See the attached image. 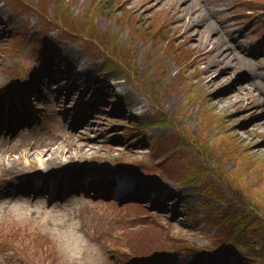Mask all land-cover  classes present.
<instances>
[{
	"label": "rangeland",
	"instance_id": "1",
	"mask_svg": "<svg viewBox=\"0 0 264 264\" xmlns=\"http://www.w3.org/2000/svg\"><path fill=\"white\" fill-rule=\"evenodd\" d=\"M192 1L204 18L186 19L191 14L181 0H0V87L16 80L2 96L21 92L25 108L31 96L44 108V114L40 108L26 109L21 118L16 114L13 127L0 133V180L17 174L2 190L11 196L47 194L52 201L83 194L92 204L86 211L96 222L107 264L157 247L172 249L169 264L244 261L249 247L230 255L202 251L229 245L213 223L226 199L235 212L233 231L261 248L252 246L258 253L254 264H264V214L253 202L264 205V127L250 130L262 119L256 115L264 118V104L257 106L264 99V0ZM50 25L54 30L48 32ZM46 27L55 46L40 34ZM34 32L43 38L42 48L31 40ZM245 42L250 52L240 58L233 50ZM204 44L214 51L207 73L195 48ZM104 61L114 66L105 70ZM250 105L256 106L252 115ZM133 110L141 115L132 116ZM48 148L57 150L53 163L23 158ZM60 148L66 156L58 155ZM117 171L134 172L126 173L137 179L138 193L117 201L100 191L103 180L84 181ZM204 184L214 202L205 204L204 195L193 190ZM152 198L164 199L161 209ZM191 248L201 249L202 258L186 260ZM0 256L5 264L59 261L48 237L3 219Z\"/></svg>",
	"mask_w": 264,
	"mask_h": 264
},
{
	"label": "clouds",
	"instance_id": "2",
	"mask_svg": "<svg viewBox=\"0 0 264 264\" xmlns=\"http://www.w3.org/2000/svg\"><path fill=\"white\" fill-rule=\"evenodd\" d=\"M90 207L91 202L83 194L52 201L47 194L21 193L0 197V219L28 226L48 237L59 257L58 264H107L96 222L86 211ZM0 264H5L3 256Z\"/></svg>",
	"mask_w": 264,
	"mask_h": 264
},
{
	"label": "bare ground",
	"instance_id": "3",
	"mask_svg": "<svg viewBox=\"0 0 264 264\" xmlns=\"http://www.w3.org/2000/svg\"><path fill=\"white\" fill-rule=\"evenodd\" d=\"M182 2H183V7H182V9H183V11L185 12V11H190V14L191 15H189L188 16V18H186V19H188V20H190L191 18H192V15H193V17L195 18L196 16H197V14H200V17L202 16L203 17V14H201V13H199V11H200V7L198 8L194 3H193V1L192 0H181ZM194 13V14H193ZM169 18L172 20V18L169 16ZM204 18V17H203ZM173 20H175V18L173 17ZM185 22H186V20H184ZM189 22V21H188ZM208 47V45H206V44H204V46L202 45V46H196L195 48H197V51H199V56H200V59L201 60H204L205 61V63H206V67L204 68V69H202L201 71H203V73H207L208 71H211L212 70V67H211V64H213L214 63V61L212 60V61H210L211 60V56H213V53H214V51H212V49H210V50H206V49H209V48H207ZM241 56L242 55H240V58H241ZM226 58H227V56H225ZM234 58H236L235 56H234ZM59 61V60H58ZM231 62H232V60H231ZM191 63V62H190ZM227 64V63H226ZM226 64H223L224 66H227ZM233 66V65H232ZM225 70L226 69H224L223 71H221L220 73H217L216 74V77H220L221 76V74L222 73H224L225 72ZM261 76L264 78V73L262 72V74H261ZM236 80V83H238V82H240L241 81V78L240 79H235ZM259 84V83H258ZM261 98V97H260ZM228 101H230V100H228ZM227 101V99L225 100V101H223V103H227L228 102ZM264 99L263 98H261V101L260 102H258V104H257V106H263V104H264ZM254 107L256 108V106H253V107H251V105H250V107H248L247 109H249V111H248V113H249V115H252L253 114V109H254ZM260 109L261 110H263L264 109V106H263V108H261L260 107ZM253 116H255V115H253ZM263 116V114L262 115H260V116H255L254 118L256 119V118H262L257 124H253V126H250V130H256V128H258V127H264V118L262 117ZM82 144L83 145H88V143H86V142H83V143H80L79 145L80 146H82ZM52 151V152H51ZM56 151L57 150H55V151H53L52 149H50V148H48L47 150H42V151H37L36 152V155L34 156V157H31V156H28V154H24L23 155V158L26 160V161H30V160H32V159H34V160H36V161H38V162H42V161H45V160H47V161H49L50 163H53L54 161H55V159L57 158V156H56ZM47 152V153H46ZM50 152V153H49ZM60 154H58V155H65V153H66V151L63 149V148H60ZM24 153H27V152H24ZM37 153H39V154H37ZM66 156V155H65ZM69 157H70V155H69ZM68 157V158H69Z\"/></svg>",
	"mask_w": 264,
	"mask_h": 264
},
{
	"label": "trees",
	"instance_id": "4",
	"mask_svg": "<svg viewBox=\"0 0 264 264\" xmlns=\"http://www.w3.org/2000/svg\"><path fill=\"white\" fill-rule=\"evenodd\" d=\"M106 7H108V6H106ZM192 182H197V179L196 180H192ZM204 187H206V184H204ZM198 189L199 190H201V191H204L203 189V187L202 186H200V187H198ZM230 191V193H233L234 191L233 190H231L230 188H228ZM232 191V192H231ZM209 195H211L212 197H213V193H208ZM251 196L254 198V196L251 194ZM255 199V198H254ZM254 202V206L257 204L258 206H259V208H261V210L260 211H258L259 213H262V214H264V205H262L260 202L261 201H258V200H254L253 201ZM262 203L264 204V200L262 201ZM231 208V207H230ZM216 211H219V213H220V219H222V218H225V219H227V220H231V219H233V215L235 214V212H233V210H232V212L230 211V209H228V208H226V207H218V208H216ZM260 222L261 223H263L264 222V220L260 217Z\"/></svg>",
	"mask_w": 264,
	"mask_h": 264
}]
</instances>
